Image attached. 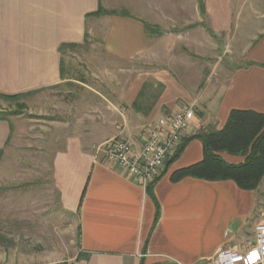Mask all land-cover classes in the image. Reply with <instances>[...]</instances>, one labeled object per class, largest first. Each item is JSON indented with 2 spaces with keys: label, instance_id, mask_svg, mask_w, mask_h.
<instances>
[{
  "label": "crops",
  "instance_id": "crops-1",
  "mask_svg": "<svg viewBox=\"0 0 264 264\" xmlns=\"http://www.w3.org/2000/svg\"><path fill=\"white\" fill-rule=\"evenodd\" d=\"M157 2L164 19L151 21L165 26L148 35L144 20L130 13L92 15L99 5L111 10L103 0H0V94L36 93L63 84L60 46L83 45L95 37L107 56L124 62L118 73L132 74L128 87L137 81L141 87L148 82L163 86L143 116L132 109L136 98L127 100L128 79L121 77L118 85L124 82L125 91L108 101L105 115L117 117L125 127L116 126L98 139L93 129L84 138L70 134L54 149V185L65 210L78 219V251L66 264H211L218 250L230 247L254 263L257 256L250 249L254 226L264 222V177L253 191L231 180H171L174 171L203 159V144L193 138L153 183L151 199L96 149L118 138L139 145L147 127L182 104L195 110L182 139L208 125L220 130L232 110L264 115V24L255 29L243 16L244 0H202L204 15L198 0ZM207 49L228 53L231 60L224 64L215 54L209 71L205 64L192 65L190 55L201 57ZM189 66L198 74L194 79L192 72H184ZM213 69L218 77L211 81ZM168 90L174 96H167ZM125 120L135 127L128 128ZM11 137L12 124L0 118V151ZM220 155L230 164L243 161Z\"/></svg>",
  "mask_w": 264,
  "mask_h": 264
},
{
  "label": "rangeland",
  "instance_id": "rangeland-1",
  "mask_svg": "<svg viewBox=\"0 0 264 264\" xmlns=\"http://www.w3.org/2000/svg\"><path fill=\"white\" fill-rule=\"evenodd\" d=\"M155 1L103 0L111 10H123L143 19L148 35L165 26L151 21L155 16L164 19L163 7ZM243 6V16L260 29L264 24V0H244ZM88 41L86 46L66 51L63 84L15 102L0 98V118L12 124L11 140L0 151V264H66L77 254L78 219L65 210L54 185L53 151L70 134L84 138L93 129L92 135L98 139L116 126L125 127L117 117H106L105 113L108 101L125 91L124 82L118 85L121 77L127 76V87L132 77L118 73L117 67L124 62L107 56L100 39ZM193 50L190 52L195 53ZM215 54L224 64L231 60L228 53L221 55L207 49L201 51V57L190 55V62L200 67L205 64L209 71ZM185 71L192 72L193 79L198 75L190 66ZM211 73L208 79L217 80L216 70ZM139 83L126 89L127 100L136 98L142 88ZM174 94L168 90L167 96ZM121 108H117L119 113H123ZM125 121L128 128L135 127ZM208 127H202L200 132Z\"/></svg>",
  "mask_w": 264,
  "mask_h": 264
},
{
  "label": "trees",
  "instance_id": "trees-1",
  "mask_svg": "<svg viewBox=\"0 0 264 264\" xmlns=\"http://www.w3.org/2000/svg\"><path fill=\"white\" fill-rule=\"evenodd\" d=\"M200 13L204 15V5L202 0H198ZM94 16L121 15L128 16L126 11L105 10L99 5L98 10L92 14ZM89 16V15H88ZM88 45L84 40L83 45H61L59 52L62 56L61 70L63 71L64 55L68 49L81 48ZM63 75V73H61ZM58 86H54V89ZM163 86L157 83H145L132 104V109L147 116L156 103ZM33 93L19 95H3L0 98L7 101H19ZM3 119V118H2ZM5 120V119H4ZM199 139L203 144V159L190 166L178 169L171 174V180L178 181L184 177H194L206 181L231 180L240 189L253 191L258 188L264 177V115L251 110H232L229 113L225 125L216 130L211 127L199 131L193 136L181 139V143L173 156L166 162L165 168L174 161L185 147L186 143L193 139ZM236 155L243 157V161L238 164L226 162L220 154ZM1 156V153H0ZM162 171V173L165 171ZM161 173V175H162ZM160 177V176H159ZM152 184L146 193L153 199ZM156 215L158 205L155 202ZM157 217V216H156Z\"/></svg>",
  "mask_w": 264,
  "mask_h": 264
},
{
  "label": "built area",
  "instance_id": "built-area-1",
  "mask_svg": "<svg viewBox=\"0 0 264 264\" xmlns=\"http://www.w3.org/2000/svg\"><path fill=\"white\" fill-rule=\"evenodd\" d=\"M193 118V107L182 104L176 112L158 118L146 128L139 145L128 138H118L98 151L107 162L119 166L146 190L161 175L166 162L180 145L183 133L191 127ZM254 233L255 244L250 249L257 256L254 263L248 262L247 255L236 247H230L218 250L211 264H264V222L254 226Z\"/></svg>",
  "mask_w": 264,
  "mask_h": 264
}]
</instances>
